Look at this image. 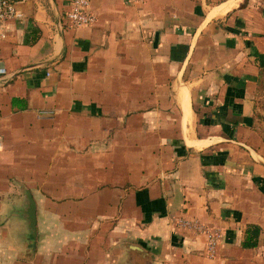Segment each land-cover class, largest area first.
<instances>
[{
    "label": "crops",
    "instance_id": "1",
    "mask_svg": "<svg viewBox=\"0 0 264 264\" xmlns=\"http://www.w3.org/2000/svg\"><path fill=\"white\" fill-rule=\"evenodd\" d=\"M70 2L17 0L0 43V264H264V0Z\"/></svg>",
    "mask_w": 264,
    "mask_h": 264
},
{
    "label": "built area",
    "instance_id": "2",
    "mask_svg": "<svg viewBox=\"0 0 264 264\" xmlns=\"http://www.w3.org/2000/svg\"><path fill=\"white\" fill-rule=\"evenodd\" d=\"M139 0H126L127 5H134ZM17 0H0V43L6 38V24L19 21L22 19V14L17 9ZM70 11L66 15L68 27L70 29H80L91 27L95 23V18L89 12V0H71ZM7 74L0 67V83L4 82ZM45 115V114H44ZM181 226L187 230H192L196 234L205 235L208 243V252L212 255L219 234L211 233L197 223L181 222Z\"/></svg>",
    "mask_w": 264,
    "mask_h": 264
},
{
    "label": "rangeland",
    "instance_id": "3",
    "mask_svg": "<svg viewBox=\"0 0 264 264\" xmlns=\"http://www.w3.org/2000/svg\"><path fill=\"white\" fill-rule=\"evenodd\" d=\"M255 99V112H254V129L258 139L264 146V88L259 93H256Z\"/></svg>",
    "mask_w": 264,
    "mask_h": 264
},
{
    "label": "water",
    "instance_id": "4",
    "mask_svg": "<svg viewBox=\"0 0 264 264\" xmlns=\"http://www.w3.org/2000/svg\"><path fill=\"white\" fill-rule=\"evenodd\" d=\"M23 198H24V209H23V216L24 221L27 224L28 232L31 238L35 237V203L29 194L28 191H23ZM32 243V241H29Z\"/></svg>",
    "mask_w": 264,
    "mask_h": 264
},
{
    "label": "trees",
    "instance_id": "5",
    "mask_svg": "<svg viewBox=\"0 0 264 264\" xmlns=\"http://www.w3.org/2000/svg\"><path fill=\"white\" fill-rule=\"evenodd\" d=\"M264 88V67L260 69L258 74L257 83H256V93L260 92ZM259 237V230L258 228H249L246 234V240L242 247L244 249H254L257 246V240Z\"/></svg>",
    "mask_w": 264,
    "mask_h": 264
}]
</instances>
